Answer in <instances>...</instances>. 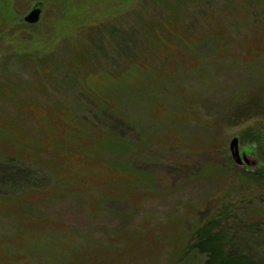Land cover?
Returning <instances> with one entry per match:
<instances>
[{"label": "rangeland", "instance_id": "obj_1", "mask_svg": "<svg viewBox=\"0 0 264 264\" xmlns=\"http://www.w3.org/2000/svg\"><path fill=\"white\" fill-rule=\"evenodd\" d=\"M39 1L0 0V264H202L224 208L264 264V0Z\"/></svg>", "mask_w": 264, "mask_h": 264}, {"label": "trees", "instance_id": "obj_2", "mask_svg": "<svg viewBox=\"0 0 264 264\" xmlns=\"http://www.w3.org/2000/svg\"><path fill=\"white\" fill-rule=\"evenodd\" d=\"M56 1H58L57 10H60V14L66 12L68 13L70 9L67 10L65 8L66 5L64 0ZM16 21L17 19L15 18H12L8 21L5 20L6 24H4V29L1 31V33H3V36H6L8 38L13 37L15 39L14 36L16 34V28L13 29L14 26L12 23L15 24ZM250 131L251 128H245L242 134H240V137L244 138L243 140L251 142L252 144L254 143V141L258 142L260 139L259 132L251 134ZM261 148L263 149L260 152V156L264 160V146H262ZM22 171L23 170L21 168L16 169L15 172L13 171V169L12 171L8 170L3 172L0 177L1 179H3V182L9 180L11 181L13 180V178H16V174H18L19 177H25L27 174H24V172ZM262 175H264V162L262 163V166H260V168H258L256 171L248 172L247 176H244V179L252 180L254 182H260L263 180V177H261ZM230 211L231 210L229 208H224L222 212L214 210L212 217L201 223L194 230L189 246L203 255L202 264H255L251 258L243 255V253L241 254L237 251H231V248L229 249V244L231 243L230 240L232 239V233L229 223L230 220H235L232 215L230 216ZM247 223L251 225V228L253 229L256 226L255 222L247 221Z\"/></svg>", "mask_w": 264, "mask_h": 264}, {"label": "water", "instance_id": "obj_3", "mask_svg": "<svg viewBox=\"0 0 264 264\" xmlns=\"http://www.w3.org/2000/svg\"><path fill=\"white\" fill-rule=\"evenodd\" d=\"M33 1V6L29 9V11L22 17L23 22L27 24H34L38 21L41 10V2L39 0H31ZM238 138L233 137L229 143L230 155L235 164H240V156L238 153ZM243 157V155H242Z\"/></svg>", "mask_w": 264, "mask_h": 264}]
</instances>
